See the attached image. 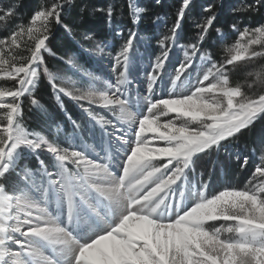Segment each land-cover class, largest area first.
I'll return each mask as SVG.
<instances>
[{"label": "snow or ice", "instance_id": "obj_1", "mask_svg": "<svg viewBox=\"0 0 264 264\" xmlns=\"http://www.w3.org/2000/svg\"><path fill=\"white\" fill-rule=\"evenodd\" d=\"M191 5L192 0H181L173 24L158 41L161 51L147 74L143 111L141 98L133 101L128 87L136 31L129 29L115 54L108 53L115 83L105 80L104 90L93 86L99 76L68 57L66 63L90 81L83 92L61 87L44 55H55L47 43L52 27L68 28L63 17L74 0H50L33 11L28 26L15 24L0 37V75L16 82L0 87V264H264V149L242 188L225 187L210 194L211 172L205 179L196 167L201 156L226 151L228 144L264 119V64L248 73L255 79L246 85L231 80L241 63L264 59V23L255 27L232 23L238 38L231 46L224 43L225 55L217 60L205 46L213 29L221 42L226 34L215 27L219 17L215 6L207 4L201 22L195 24L194 42L183 46L171 90L166 97H155ZM261 8L264 0H255L234 11L251 14ZM105 11L111 26L114 5L92 9ZM144 11L134 7L133 24ZM15 17V7H0L5 26ZM25 35L31 43L21 49ZM115 35L122 36L123 29L117 27ZM83 38L92 41L93 34ZM105 47L95 44L97 52ZM42 75L58 103L63 94L77 103H98L117 117L113 123L80 105L94 122L90 130L100 125L102 158H89L88 148L77 143L76 136L65 147L55 135L27 130L23 98L45 111L35 95ZM185 80L187 90L180 91ZM68 118L74 132L81 130L80 123ZM21 149L36 159L35 170L19 163ZM42 152L49 154L51 164L41 158ZM248 163L244 155L240 168Z\"/></svg>", "mask_w": 264, "mask_h": 264}, {"label": "rangeland", "instance_id": "obj_2", "mask_svg": "<svg viewBox=\"0 0 264 264\" xmlns=\"http://www.w3.org/2000/svg\"><path fill=\"white\" fill-rule=\"evenodd\" d=\"M146 2L147 0H139L137 4L134 5V7H142L145 9L144 5ZM68 12L69 10L66 12L64 17L68 15ZM144 12L140 13V16L143 15ZM158 17L160 19H155V30H153V32H148L150 29L148 22H145L144 28L141 27L139 23L133 24L134 26L131 28L126 24H115L114 22H112L111 26L108 25V32H110V37L108 39H97L93 36L92 41H87L83 38V36L85 33L89 32H82V38L77 39V41L80 43L78 46V51L69 53L68 56L64 58V61L66 63L68 57H73L80 68L92 73L94 77H100V80L94 81L93 86L99 90H104L106 88V85L104 84L105 80L113 84L115 83V77L111 72L113 61L108 53L115 54L123 39H126L129 29H131L132 31H136L137 39L134 42L132 52L134 64L130 76L132 83L128 87L130 89L131 98L133 101L141 98L140 110L143 111L145 106L142 103V97L147 94V74L151 70L150 65L155 56L159 55L161 51L158 46V41L163 37V35L167 34L168 29L170 28L169 26H167V24H165L166 18L164 16L160 15ZM103 18L104 12H100L97 18V30L99 31H102L101 29L103 27ZM117 27L123 29L125 31V35L116 36L115 32ZM53 34L54 33H51L50 38L53 36ZM99 34L102 35L103 32H99ZM24 37L21 38L20 43L23 42ZM195 37H192V39H195ZM98 42L102 45H107V47H105L104 49V52H97V50L95 49V44ZM47 43L49 44V41ZM184 45L186 44L182 43L179 39L177 41V46L173 47L170 53L169 60L165 65L163 79L158 81L156 85L155 97H166L168 92L171 90L172 86L170 83V79L174 75L178 63L183 60ZM200 63L203 62H197L198 65ZM46 66L48 67L47 63ZM48 69L50 70L49 67ZM196 71L197 67H194L190 71L192 83L195 82ZM51 72L58 77L59 85L69 90L75 91V89H80V91L83 92L84 90H86L90 83L88 78L82 77L81 73L73 69L70 65H68L67 69L65 70L62 69L56 72ZM1 76L4 77L3 75ZM42 78L45 79L46 83L50 84L47 77L42 75L37 90L41 88L45 90V85L42 82ZM12 82L14 84H7V86L5 87H13L16 82L13 80ZM188 84V80H185L184 84L180 86L179 90L186 91ZM247 92L250 93L249 91ZM52 94V104L54 103V107H52L51 109L50 106L48 108L43 104L42 101H40L45 108L44 112L31 106L28 97V110L34 113L33 117L37 122L38 128H36V132L46 134L49 137L55 135L58 143L65 147L72 143V138L76 136L79 138L77 140V143L83 142L84 146L88 148L89 158H102L104 156V153L101 151L102 138L100 133V125H95V129L90 130L92 129V125L94 124V122L90 121V118L87 117L86 113L82 111L80 105L83 104L85 107L90 106L95 113L103 116L107 120H111L113 123L117 122V117L111 110L99 106L98 103L92 105H89L88 101H81L77 103L76 101L70 99L67 96H64L63 94H61V97L64 98L65 102L62 101V98L60 97V102L58 103L55 98L53 89ZM5 102H10V98H5ZM64 103L67 105V107H64ZM51 110H53L54 113L51 112ZM2 111L3 110L0 109V112ZM68 117H71L72 120L80 123L81 130H77L76 132H74L73 124ZM169 118H171V116L163 117L161 119L166 120ZM57 125L60 126V131L58 133L56 132ZM124 126L127 127L126 124ZM106 139L107 138L105 137V142ZM256 143L258 145L252 150H249L246 145L242 146V144L239 143H231L226 146V151L222 149L218 153L213 152L210 155H204L198 159L196 165L197 172L203 171L205 173V179H207L208 173L211 172V181L208 189L210 194L219 192L225 187L242 188L244 186L245 182L252 175L256 164L259 163V156L262 154V149H264V140H257ZM20 151L22 159L19 161V163L21 165L27 164L30 168L35 170L38 165L33 155L26 149H21ZM237 154L241 156L240 160H237L235 158ZM40 155L41 158H43L48 164H51L53 162L49 154H47L46 152H42ZM244 155L248 156L249 163L244 169H241L240 164L243 162ZM98 162H100V159H98ZM13 180V176H10L8 179L9 191H11Z\"/></svg>", "mask_w": 264, "mask_h": 264}, {"label": "trees", "instance_id": "obj_3", "mask_svg": "<svg viewBox=\"0 0 264 264\" xmlns=\"http://www.w3.org/2000/svg\"><path fill=\"white\" fill-rule=\"evenodd\" d=\"M138 1L139 0H74V6L69 10L68 15L63 17L64 23L69 29L59 25H54L52 27V33L54 34L50 38L48 46L55 55L45 54V60L50 70L56 72L67 69L68 65L64 60H61L60 57L65 58L69 53L78 51L80 43L77 39L82 38L83 33L90 32L97 39H108L110 37L106 11L104 12L102 31H99L97 30V18L100 12L92 13V9L103 8L106 10L108 5L112 4L115 7L113 22L115 24H126L128 27L132 28L134 26L132 23L134 18L132 12L134 10V5L137 4ZM49 2L50 0H0V7L7 8L13 6L16 10V17L10 23H7V26H5L4 22H0V37L7 36L10 31H12L13 25L15 24L23 23L25 26H28L29 18L33 11ZM130 3L133 7H130ZM180 3L181 0H159V3H157V0H147L144 5L146 11L140 16L139 25L144 28L145 22H148L150 26L148 32H153V30H155L154 21L156 17L162 15L166 18L165 24L171 27ZM209 3L213 4L216 11L219 13L215 27L221 28L223 32L226 33L227 37L225 42H221L213 29L208 43L205 46V50L210 51L217 60L222 59L225 55L224 43L231 46L238 38V34L230 28L232 23L243 21L244 25L252 27L264 23V8H261L259 12L251 14H242L234 11L239 7L254 4L255 0H192L191 9L187 13L182 24L180 34V41L182 43L188 44L194 42L195 39H192V37H195L198 31L195 24L201 22L205 15L203 8ZM85 6H87L86 10L81 12L80 9L85 8ZM99 32H103V34L100 35ZM123 35H125L124 30ZM26 42L31 43L25 35L21 43V49L24 48ZM262 64H264V59H258L247 65L241 63V66L232 73L231 80L233 84L246 85V83H250L255 77H248V73L259 70ZM42 82L45 85V90H43V88L38 89L35 95L46 107L49 108L50 106L51 109L54 107V103L52 104V87L50 84L46 83L44 78H42ZM7 84L10 85L14 83L12 80L0 75V87L7 88L5 87ZM245 91H249V95L254 94L252 90L246 87ZM61 100L64 101V98ZM27 101L28 97L25 96L23 98L25 113L24 124L30 132L36 131V128H38L37 122L33 117L34 113L28 110ZM63 105L67 107L65 103ZM51 112H53V110H51ZM257 140H264V119L259 120L251 130L245 131L244 135L234 143L242 144V146L246 145L249 150H252L258 145L256 143Z\"/></svg>", "mask_w": 264, "mask_h": 264}, {"label": "bare ground", "instance_id": "obj_4", "mask_svg": "<svg viewBox=\"0 0 264 264\" xmlns=\"http://www.w3.org/2000/svg\"><path fill=\"white\" fill-rule=\"evenodd\" d=\"M129 86V85H128Z\"/></svg>", "mask_w": 264, "mask_h": 264}]
</instances>
